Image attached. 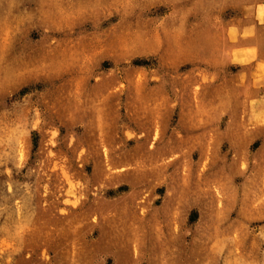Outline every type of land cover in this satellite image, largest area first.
<instances>
[{
	"label": "rangeland",
	"instance_id": "1",
	"mask_svg": "<svg viewBox=\"0 0 264 264\" xmlns=\"http://www.w3.org/2000/svg\"><path fill=\"white\" fill-rule=\"evenodd\" d=\"M0 264H264V0H0Z\"/></svg>",
	"mask_w": 264,
	"mask_h": 264
}]
</instances>
